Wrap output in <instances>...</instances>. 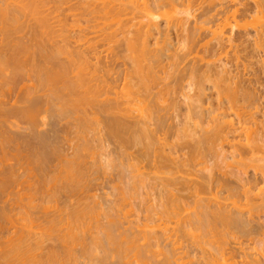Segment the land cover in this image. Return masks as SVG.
Segmentation results:
<instances>
[{
	"label": "bare ground",
	"instance_id": "bare-ground-1",
	"mask_svg": "<svg viewBox=\"0 0 264 264\" xmlns=\"http://www.w3.org/2000/svg\"><path fill=\"white\" fill-rule=\"evenodd\" d=\"M207 1L204 0V2H206V3H204V2L201 3L202 5L203 4L206 5L205 8L202 5H201L202 7L201 6L197 7V9L198 8H200L201 10L203 9V12L198 9L199 10L198 12L201 11L200 14L202 13L201 16L204 19L203 20L200 19V20H202L201 22L199 21V19H198V22L196 21L197 23L200 22V25H201L200 28H197V27L192 28V26H194V25H193V21H191L192 16L190 15L188 10H185V11H188V13L183 11V10L179 11L180 13H182L181 11H183L185 14L187 13V16L184 17L185 22H186V20L187 21L189 20L190 22H192V23L187 22V23L192 24V26L187 25V28H186V27H184L185 22L183 23L184 20H182L181 16H179L181 14H178V11H176L173 8L170 0H152L151 2L146 1V0H0V36H2L1 37L2 40L0 41V45L3 44V46L9 50V52L7 51L8 52L7 55L0 56V85L1 86H3V85L8 86V84H10L9 85L10 87L12 85L15 86L14 84H16V81L19 80L20 78L23 79V76H25V77L27 76V78L31 79L30 77H32L31 75H33L34 80L32 81V79H33V77H32L31 81L32 82L35 81L37 86L41 88V89H38V91L42 90V92H40V94L44 92V95H46L47 94L46 92H48L46 90H48V89L50 90V87H52L53 83L57 82L56 83L57 84L56 91L54 90L55 92L50 93V91H49L46 98L43 94H41V96H39L40 95L39 94L37 97L33 98L32 101L29 102L30 104L27 103L28 104L27 105L25 103V105L21 104L22 106L18 105L19 107H17L18 109L15 110L16 112L12 111V114L14 116L12 114H9L11 112L7 113L8 112L7 109H6L7 112L5 114H2L3 108L2 109L0 108V110H2L1 116L3 118L6 117V119L4 121H2V123L4 122L3 123L4 125H5V123H9L10 118L8 120L7 116H10L11 118L12 117L16 118L15 116L19 115L21 118L23 116L24 118L29 120L28 122H30V123L27 122L26 124H31V120L33 122L35 120H37V118L41 114V110H43V111L45 110L44 107H42L44 109L41 108V106H43V105H41L42 100H43L42 99L43 96H44V99H46V101H45L46 105L44 104L45 107L46 106L49 107V105H47V104L50 102V105H53V106L55 105V108H56V106H58L56 110H57V112L59 111V113L60 112L65 113V112H67L66 111L67 109L69 111L72 108L71 109L72 112L74 111L75 113L74 112L73 113L78 115V118H77L78 120L75 119V121H79L75 125V128L77 127L76 128L77 130L75 131V133H72V134H74V136H75V134H77V136H75L76 142L79 138L80 140L81 139L83 140L82 141L83 143L80 144V140H78L79 143L78 142L77 143L79 145L78 144L75 145V143L73 144L74 154L72 155V152H71L72 158L69 156L70 158L68 159L65 156L67 153L64 154V157H66V158L61 159L62 161L60 164L62 166H60L61 171L59 170L60 171V176H59L60 179H58V178H57L58 180L56 179L59 182H55L52 187H51V185L49 186V188L51 187V192H53L52 194L55 195L60 190L61 191L64 190V192L68 191V194H70L69 191L74 192V190H75V192H76V189L78 190V188H79V191L82 189V184H84V182H86V181H84L85 180V174L84 173L86 171V168L83 167V164L86 161L83 158L87 156V155H85L86 153L88 154V156H87L88 159H89V157L91 159L92 166H94L99 171L102 170V168H103V167H101V163L99 161V158H97V156L99 154L97 155V151L95 150L96 148L92 146L93 148L90 149L92 144L90 143L91 145L89 144V147H88L89 141L88 140L86 141L87 135H85L86 137H83V135H82L84 132V129H82V128L86 127V125H88V124L93 123V121L95 122V120H96V118L93 117V115H92V118L93 119L95 118L94 120L91 117H89L90 115H87V110H89L92 107L97 108L98 110H101L105 113H112V112L115 113V111L118 112L119 110H121V113L123 112V117H120L121 120L118 119V117H117L118 115L120 116V113L119 114L115 113L117 115L116 116L117 118L113 117V115H115V114L110 115L111 117L109 119L106 118L108 115L105 117L106 118L105 119V124H106L105 128L107 127L106 128V129H108L107 132L109 131L112 136H115L116 138H118L117 140H119L120 142L119 141L118 142L121 144L120 147L123 148L125 151H127L126 149H128V148L130 149V147H133V146L140 147L141 148V158H144V160H146V162H148L150 164V165H148V168H149V166H151L150 167L151 172L149 173L147 170V173L150 174L148 176L151 177V175H152V178L154 179V181L159 182L160 185L162 186V190L164 189L162 193H161L162 190L160 189L161 191L158 194L159 196H157V198L159 197V199H158L159 201H157V199H155L156 202H158V203L154 202L155 203L154 205L156 207H153L154 205H151V207H149L146 203H144V205L145 204L147 205L146 209L143 210V213L145 212L144 213L145 216H143L144 222L142 224L139 223L140 225L138 224V228L135 227L137 229V232L139 234H141V236L139 238L138 237L139 234L136 233L137 239L131 238L133 236L135 238V232H134V235H132L129 238V236L128 237L125 236V233H124V236L122 235L123 231H122V234L120 231H119L120 233L116 234L115 232L113 233V231H112L113 228H112V230H110L111 228H109V226L106 227L105 224L103 226V224L101 222H99L100 221V215H101L100 209L102 208L100 205L99 206L101 208L99 209L98 206L95 207V204L93 205V207L90 206L91 204L85 205V204H89L92 200L89 201L88 203H85V204L80 203L82 200L81 201L80 200L78 201V199H77V201L75 200L74 204L69 205L70 206L69 211H67L66 214L61 216L59 218V220L56 221V223H51V222L47 221L48 223H50V224H48L47 228H45V227L42 228L41 226H39V228L41 230H39L40 232H37V234L38 233H45L46 237L49 239L54 238V239H56V241L59 240V242L61 243V246L63 248V249H61V247H60V249L64 251L62 255H60L59 253L54 252L52 250H50L52 252H48L46 250L47 251L46 255H41V254H43V252L40 253V255L42 257H40V255H38L36 253L37 250H40V252H41V249H43L42 244H44L43 243L44 239L41 238L37 242H34V241H32L33 237L31 238V240H29L30 238L27 237V235H25V233L26 234L29 233L28 231H30V233H31L30 229H31L32 225H30L28 227V225L31 224L28 221H31L32 219L30 220V217H29L30 214L28 215L26 213V211L23 209L24 212L22 211L23 213L21 215L19 222L22 221L24 228H21V227L20 228L25 229V231H23L21 234H19V236L16 233H14V235L15 234L17 235V237H15L17 239H13V237H14V235H13L12 238L10 237V240L9 239L7 240V241H11L13 239L11 241L12 243H10L11 245L9 247V250L6 249L8 251V252L6 251L8 253V254L6 253L8 260L9 259L11 261L14 260V262L18 261L17 262L18 264H66L65 262H67V263L70 262V264L71 263L77 264L76 263L77 258L75 257V252H74L75 245H82L84 243V241H86L84 238H82V237H84V235L82 236V234H84L85 231H88L89 229H91V227H88V226L93 223V221H91V220L95 219V221H94L95 224H93V226L95 225L94 229H96V226H97V228H99L98 230L100 233L97 232L96 234H93V235L97 236V235L101 234L102 238L100 236L93 238V236H92L91 239L93 238V240H91V239L90 240L93 243L91 242L88 244H90L91 246L93 245V248L96 247L95 248L96 252H97V249H99V251L102 254V257L100 259L103 261V263H104V259H106V260L109 259V258H107L109 255V253H107L108 249L113 250V252L115 253L114 254L110 251L111 254L116 255V258H117L116 264H122L124 261H126L124 259L127 257L128 253H131V254L133 253L131 256H129V254H128V256H129L128 259L130 257L131 258L133 257L134 261L132 260V262H134L136 264H166V263L169 264L170 262L173 263V261H171V260L174 257L178 256V254H181L182 252L180 253V250L183 251L182 249H184L183 247L182 248L180 247L182 245L179 243V241H177V240H179V236H177V234H180V235L184 236L185 239L187 240L186 250H187V253L189 252L188 255H190V252H193V251L198 252L201 255V257L199 255L200 260L198 261V259H199L198 258L194 262L192 260V256L191 257L189 256L188 257L189 262L187 261V264H264V224H263L264 222L262 223V220L260 221V219L263 218V217L260 218V216H262V215L264 216V126L262 125V127H261V123H259L257 121V117H258L260 111L262 110L261 108H259V104H257L258 100L255 97V95L257 96V94L256 93L253 94L254 89L252 90L253 92H251L250 91L251 89L248 91V90L242 89L241 86H235L236 85V84L234 85V83H236L235 81H234L233 85L236 87V89L238 91L236 89L234 90L235 87L232 86V84H230L229 82H227V83L230 84L233 89L231 87H229L230 85L228 86L226 83L224 84V82H226L227 80H230V78H231V77L230 78L227 77V75H229L228 70H227L228 74L225 73L224 71H222V69L224 70V66H223L224 64L221 66H217L215 64V69H213V70L216 73H218L219 75H218V77L214 76L215 78L211 77L214 74L213 73L214 71L211 69L208 70V68H212V67H214V65L212 67H210L211 65H209V63H208L207 66H209V67H207V70L213 71V72H210L213 74H211L210 77L209 76L208 77L212 80L215 79V81L212 82V84L214 83L212 86L215 88L217 87L218 90H217V88L214 90L217 94L212 93L215 95L214 98H208V99H210L211 103L210 104L208 103L209 105H207V106H209L211 109L209 108L210 110L209 111L207 110L208 114L205 117V116H203V113L205 114V112L201 111L203 109H204V111L207 109V106L205 107L204 102H206L205 104H207V102H209V101H207V98H206L207 94L206 95L204 94V87H203L204 85L201 84V81L205 75L199 74L202 70H201V67L198 68V67H196L198 65H196L195 66L196 70H197V68L200 70L198 72V75H200L201 78L203 76V78L201 79L197 76L196 78H199V79L198 80L196 79V80H194V82H192L193 81L192 80L193 74L190 77V75H191L190 71L192 69V66L194 67V64L191 65V68L188 65L189 67L188 68L186 67V68L189 70H187V69L184 70V68H182V70L186 71V73H188L187 71H189V74H187V75L189 76L188 79H191V81L189 80L188 81L189 83H188L184 79L187 83L183 89H187L188 92H191L190 94H188L186 92L188 94L187 100L189 102H191L190 104H188L189 106L191 105V107L188 108V110L190 109L189 112H191V109H192L191 113L196 115V116L195 115L194 116L197 118V121H196V124L195 123L194 124L196 125L197 129L195 130V128H194V129L189 131L188 130L189 128L186 127L185 125H182V127L180 129H177L178 124L176 125V127H175V125L174 126L172 125L173 123L168 124L167 120L169 118L165 116L166 113L168 112V110L175 108L174 102L171 101L173 98L170 101H169V98H171L170 93L172 92V94H174V92H175L174 90H171V89H176V88H172L174 86L170 87L172 85V84L170 85L171 82L170 83L168 82V86H166L163 79L158 78L161 75L159 76L157 74L156 70H155V72H156L155 74L157 77L155 75H153L155 68L154 69L152 68V67H154L152 65V63H153L152 60L154 62L155 61L158 62L157 59L155 58V57H157L156 55H158V53H157L156 48H153V49L150 48V43H149L150 41L149 40L153 39L157 35H160L161 33L162 34L165 33L164 35L161 34V36H164V38L166 39L167 38L166 35H168V33H166L165 31L168 32V30L171 26L176 27L177 25H180L181 27H179V26L178 27L181 29L183 28V32L185 33V35L187 34V38H186V36L183 35L184 40L186 39V42L188 41L187 43H190L191 45L193 44V40L196 37H197V40H199L201 34L204 36V38L209 37L208 41H210L211 45L213 44V48L220 50L219 53H221V51H223L225 48H228V46H230L229 44L232 43L233 41H234V43H236L237 40L244 41V39H245V41H246V40H248L247 37H250L249 40L251 39L252 41H249V42H251L255 47L258 45H260V47L264 46V24L259 23L258 19L260 18V16H258L259 17L258 19L256 18L257 16H255V15H260L261 13H263V15H264V0H252V1L246 0V1H249L248 2L249 4L245 3L241 7V10L239 9L240 7L238 8V6L234 2V0H209L208 2ZM244 1L245 0H243V2ZM148 2L150 4L153 2V4L150 5ZM250 2H252V3L250 4ZM166 5L167 6L169 5V7L171 5L169 12L168 11L166 13L164 12V14L162 12V15H160L158 13V10L156 11L158 14L153 12L154 9L156 10V9H159V8L166 6ZM179 8H181V7H179ZM192 11H194V10H192ZM61 12L65 13L63 15L64 18H61L60 20H58L57 16H59V18H60V16L62 17ZM196 13H195V15H196ZM185 14H183V15H185ZM248 14L253 16V17L248 16L247 19L250 18L252 20V18H255L254 20L257 22V23L255 22L257 25L254 23L249 24L248 21H244V20H242L244 22L241 24L245 25V23L248 22L249 25H251V26L254 25L253 33H250L251 31L250 32L248 31V30H250L248 28V27H250L249 25H246L247 26L246 28L248 29V30L246 29L247 32L245 30H243L245 28L244 25H241V26H243V27H241L239 24V27L237 25V27L235 29L234 26L236 24L233 23V21H231V22L234 24V26H232L231 30L227 28L228 23H229L228 22L229 19L234 20L235 17H240V18L243 17L244 19H246L245 17ZM197 15H198V13H197ZM50 16H51V18H50ZM54 16H55V18H54ZM69 17L71 18V24H66L65 19L67 20V18H69ZM160 17H161V19L163 18L165 20L164 22L166 25V30H164V31L159 30V26H158L159 22L158 21H159ZM198 17H200V16L198 15ZM48 19H50V20H48ZM237 19H239V18H237ZM237 19H235V21ZM54 20H58V21H54ZM48 21H52V22H48ZM53 21H54V23L58 22V23H56V27L58 24V26L61 28V30L63 28V30L65 31V28L66 29L68 28V30L70 28V31L72 33L77 32V34H80L81 37L75 33L77 39L73 38L74 43H73V41L69 40L71 38H67L71 43H73L76 46L75 47L76 49L71 48L72 49L71 50L70 47L68 46V44L70 42H68V40H67L66 42L68 44H66V42L64 41L65 44H63L62 46H56L55 49H53V51L51 50V48H48L51 51L47 50L46 46L44 45V40L46 41L47 33L50 31L49 30L50 26L48 25V23L49 24L51 23V25H52ZM80 22L83 23L84 27H81L82 24ZM231 22L229 25H232ZM238 23H239V20H238ZM259 24H262V25H259ZM66 25H67V27H66ZM189 26L192 28L190 30L191 34H189V38L191 37L190 39L188 38V33H189V29H190ZM59 27L57 29H59ZM164 28H165V26H164ZM233 28L235 30H237V29L243 30L244 36H242V37L238 36V34L240 35V32L237 30L239 33L236 31V33H238V34L236 35L237 39H235L234 38L235 33L233 32V30H234ZM193 29L195 32L193 31ZM197 29H199V30L197 31ZM251 30H252V28H251ZM70 31H69V33H70ZM82 32H85V33H83L84 35L82 34L83 37L81 35ZM198 32H199V34L201 33L199 35V37L195 35V34L198 35ZM85 34L86 35L92 34L93 36L96 35V36H94L95 38L93 37L95 40L93 45H95V42H98L99 39L101 41L102 40L104 41V37H105V40H106V38L109 39V41H107V43L108 42L110 43V40H112V39L114 41H116L119 38L120 40H118V41H121V44L123 43V45H124L123 46L124 49H122V50H124V51L126 50L125 54L128 53V54H126V56L124 55V57L127 59V60H125L127 67H128V65L129 66L131 65L130 66V67H132V68H130L131 71H130V69L128 70V68H127V70L124 69L125 71L123 73L121 72L122 74L120 73V71L119 72L117 70L113 71V69L109 68V65H107V64H110L111 62L105 64V62L103 61V63H104L103 66H105V68H102L103 66H101V68H100V67H97L96 65L92 64L94 62H91V60L89 58L90 53L93 54V57L95 55L96 58L94 57V59L98 58L96 60L97 62L99 59H101L102 56L100 57L98 52L97 53L94 52V51H96L93 48L95 46L91 45L87 41V38L89 39L91 37H89L88 35H87L88 37H86ZM56 35H57V33H56ZM58 36H59V34H58ZM98 36H99V38H98ZM54 37H56V36H54ZM67 37H69V36H67ZM85 37H86V41L88 43L85 40H83V38L85 39ZM100 37H102L103 39ZM160 38H159V40H160ZM75 40H76V42H75ZM82 40L85 41V45H87V47L82 48L85 45L84 44L80 45V43L78 44V42L79 41L81 42ZM89 40H92V38ZM235 40H236V42H235ZM92 41H90V42H92ZM189 41H192V42H189ZM203 41H204V39H203ZM239 41H238V43L240 44ZM176 42H177V40H176ZM168 43H169V41H168ZM59 44H61V43H59ZM89 45H91L93 47H91ZM181 45H183V44H181ZM103 46H105V45H103ZM166 46H168V45L166 44ZM185 46H186V44H185ZM234 46H232V48ZM170 48H174V47L170 46ZM1 49L4 50L5 48H1ZM95 49H97V48H95ZM168 49H169V47H167V49H165V50L168 51ZM154 50L157 53L156 55L153 54V53H155ZM173 50H175V48L172 49V51ZM210 50H211V48H210ZM243 50H245V49H243ZM169 52L170 51H168L167 54ZM215 52L216 51H214L213 53H215ZM239 52H240V50H239ZM109 53L110 52H108V54ZM105 54H107V53H105ZM91 55H90V57H91ZM127 55H128V58H127ZM59 56H64L62 58H65V61L63 62L62 59L60 58L61 59V63H60V61H58ZM106 56L107 55H105V57ZM121 56H122V53H121ZM153 56H155V57L153 58ZM159 56L160 55H158V57ZM124 57L122 56L121 58L124 59ZM113 58H114V56H113ZM115 58H116V60L118 59L116 56H115ZM123 59H122V61L124 62ZM128 59H129V61H128ZM165 59H166V57H165ZM168 59H169V57H168ZM118 60H117V63H118ZM158 60H160V59H158ZM99 62L102 63V59ZM106 62H107V59H106ZM114 62H113V64H114ZM127 62H128V64H127ZM129 62H131V63L129 64ZM149 62H150V64H149ZM167 62H166V64H167ZM188 62H190V61H188ZM245 62H248V61L245 60ZM177 63L179 64V62H177ZM99 64H98V66H99ZM119 64H121V61ZM178 64H177V66H178L177 68H179V65H180V64L179 65ZM219 64H222V62L220 61ZM122 65H124V63H122ZM156 66H158V65H156ZM174 66L172 67V69L174 68V70H172L171 72L176 71L175 70L176 68ZM202 67H204V66H202ZM217 67L219 68L220 72L218 71ZM245 67H246V65H245ZM247 67H249V66H247ZM216 68H217V70H216ZM260 68H262V67H260ZM177 72H178V74H174V73H172V74L177 75V76L180 75V77H181V75L183 74V73L182 74L180 73L181 69H180V72H179V70ZM193 73H195V71H193ZM206 73H208V72H206ZM170 75H171V73H170ZM174 75H172V76H174ZM207 75H209V73ZM214 75H216V74H214ZM224 75L226 76V78ZM154 76L156 78H154ZM183 76H184V74H183ZM169 77H171V76H169ZM223 77H224V80L222 81ZM27 78H26V80H27ZM161 78H162V76H161ZM165 78H167V77L164 76V80H166ZM171 78L170 79L172 81L174 77H171ZM176 78L178 79V77H176ZM216 78H217V80H216ZM117 79H119V80H117ZM205 79H207V78L205 77ZM158 80H162L165 87L162 85H159V82H157ZM174 80H175V78H174ZM174 80L172 81V83L174 82ZM207 80H205V81H207ZM116 81L119 82L118 85H117ZM178 81H182V77ZM178 81L175 82V84L176 83L179 84ZM205 81H202V83H204ZM230 82H233V80H231ZM180 84H181V82H180ZM180 84H179V87H181ZM221 84H223L222 85L223 87L220 86ZM28 85H30V83ZM158 85L160 88L164 87L163 89H166V90H163L160 88L156 89V87H158ZM182 85H183V83H182ZM31 86H32V84H31ZM46 86L48 89L46 88ZM48 86H50V87H48ZM118 87H119V89L121 88V91L118 89ZM175 87H177V86L175 85ZM194 87H195V89L193 90ZM238 87H240V88H238ZM251 87H252V85H251ZM29 88H31V87H29ZM8 89H10V88H8ZM44 89H46V90H44ZM116 89H118L119 91ZM154 89L156 90L155 92H153ZM11 90H12V88H11ZM31 90H32V94H33V91L37 92L35 90V88L34 89L31 88ZM8 91H10V90H8ZM181 91H182V93H181ZM181 91L180 92L178 91V92L181 93V96H182V94L185 93V91L184 92H183V90H181ZM101 92L103 94H105V96L103 95L104 97L102 96V94L100 96ZM118 92H122L121 95H119L120 93H118ZM28 93H31V92H28ZM28 93L26 96L29 95ZM38 93L39 92H37V94ZM108 93H109L110 97H113V99L108 98V96H109V95L107 96ZM115 94H117V96H115ZM30 95H29V97H30ZM112 95H114L115 97H118V98H115ZM33 96H36V94L35 95L33 94L30 98H27V99L31 100ZM65 96H66V98H65ZM183 96H184V94H183ZM101 97L104 98V100L106 97V99H108V101H112V104L106 100H105V102H108V104H105L104 100L102 99V103H104V104L101 105L100 104L101 103L100 102ZM29 100H26V101H29ZM173 100H175V99H173ZM26 101H24V102H26ZM184 101H182V102H184ZM53 102H55V104H53ZM19 103H21V102H19ZM109 103L111 105H109ZM202 107H203V109H202ZM55 108L53 107V110H55ZM49 111L51 112V108ZM92 111H95V109ZM45 112H48V111L45 110ZM50 112H48V113H50ZM161 112H163V114L164 113L165 114L163 115ZM52 113L57 114V113H55V111H53ZM61 113H60V115L63 116V114H61ZM45 114H44V116H46ZM68 114L72 115V113H70V112ZM124 114H126V115L124 116ZM58 115H56V116L58 117ZM66 115H67V113H66ZM97 115H94V116L98 117ZM76 116H75V118H76ZM2 117H1V119H2ZM40 117L42 118V116H40ZM68 117H69V115H68ZM124 117H125V120H124ZM21 118H20V120H21ZM50 118H53V116ZM54 118H56V117H54ZM59 119H60V116H59ZM63 119H65L64 116H63ZM56 120H58V119H56ZM89 120L91 121V123ZM100 120L103 121L104 118L103 119L101 118ZM37 121H39V120H37ZM97 121H99V119H97ZM97 121L95 123H97ZM102 121H101V124L103 123V125H104V122H102ZM19 124H20V122H19ZM36 125H38V123H36ZM195 125H194V127H195ZM28 126H30V125H28ZM89 126L91 128V126H93V125H89ZM191 126H193V123L191 124ZM69 127H70V129L73 128L70 125H69ZM75 128H73V129L75 130ZM79 129L83 130V131H80ZM85 130H91V129H88V126H87ZM95 130H96V128H95ZM156 130L163 132V135H162L163 138L155 137V135L158 134ZM93 132H94V130H93ZM84 133L86 134L87 132H84ZM164 135L166 137H164ZM79 136H81V137H79ZM108 136H109V134H108ZM240 136L241 137L244 136V141H245L244 143H241V141H240L241 137ZM10 137H12V136L9 135V137H8V135L5 133V131H4V133H2V132L0 133V150H1L0 152H1V154L3 153L2 157L3 158L4 157L9 158L10 156H12V157H15L16 159H18V154H19L20 159H21L22 156L20 155L18 149H15V151L18 150V151H16V153L18 152L17 154L11 153V155H10V152H7V149H8L6 147L7 144H9L11 142L14 144V142H15L14 140H13L14 141L13 142ZM109 137H111V136H109ZM115 137H113V138L115 139ZM35 138H36V140H35L36 146L38 147L37 143L38 144L40 143L39 146L41 145L40 150H42V151H40V150L39 151L41 152V155L43 156V158H46V157L50 158L52 151L51 152L49 151L50 142H47L48 139H46L45 134L42 135V133H41L40 136L37 135V136H35ZM169 138H171V140H170L171 143L168 141ZM37 139L39 142L37 141ZM73 139H74V137H73ZM73 139H71L72 142H74ZM154 140H155V142L153 143ZM51 142H52V140H51ZM156 143H157V145L159 144V146H161V147H159V149L157 148L158 146L156 148L153 147L154 144H156ZM52 144L55 145L56 143L54 142ZM71 144L72 143H70L69 145H71ZM10 145L11 144H9L8 146H10ZM73 146L71 145V150L73 149ZM166 147H167L168 152L165 150ZM12 148H14V147L12 146ZM52 148H53V146H52ZM98 148L100 149V147H98ZM32 149L38 151L37 148L34 149V147H32ZM50 150H51V148H50ZM53 150H55V149H53ZM91 150H92V152L90 153ZM101 150H102V146H101ZM118 150L120 151L121 149H118ZM33 152H32L33 155L34 154L36 155L35 156L36 162H38L40 160V158H37L38 153L36 154L35 151H33ZM55 152H56V150H55ZM132 154H134V153H132ZM27 155H25V156H27ZM95 155H97V156L95 157ZM125 156H127V155H125ZM207 156L217 160L221 165L223 164L222 166H224V168H226V166L224 164H227V167H229V169H228V174L227 173H225L226 175L223 174L224 176H226L225 178L223 177V179H215L213 177L214 173H212V167L213 166L211 167V169L210 168L209 169H207V168L203 169V170L207 171V173H205V174L203 173L204 174L203 178H201V177L197 178L196 174L195 173H194L195 175L193 174L192 168H195V166H197V165H202V163H201L202 158H205ZM136 157L135 158L131 157V159H130V157L124 158V160H128L126 168L129 171L128 174H130V176H131L130 182L128 181L130 183V185L128 184L129 188L127 187V190H125L124 188H121V187L119 188V195H121L120 199L122 202L121 204H123V201H125L124 202L125 206H123L124 208L127 205H129L128 199L130 200L131 198H133L136 195V192H138V191H136V186H137L136 184H138V187L141 189L142 188L145 189L144 186H146L144 176H147L146 175L147 173H145L144 176H143V174H141L143 172L142 171L140 172L141 168L138 166V159H137V161H135ZM33 158H34V156H33ZM179 158H181V159L179 160ZM228 159L233 161V163L232 162L226 163ZM17 161L19 162V159ZM18 162H16V163H18ZM125 163H126V161H125ZM107 164H108V160H107ZM104 165L106 166L105 163H104ZM139 165H142V163H139ZM231 166H234V167H231ZM90 168H92L94 170L93 167H90ZM10 169L11 168L9 167V170L7 169L8 171H6L4 174L1 173V175H3V176H1V178H0V189L3 188L2 190H4V186L6 184H8L9 181H11V179H13L12 177H15L14 171H12V169L11 170ZM191 169H192V171H191ZM220 169H222V167ZM145 170H146V166H145ZM250 170L252 171V174L250 173L251 175L248 176L249 175L248 172ZM0 171H3V170H0ZM88 172L90 173V171H88ZM108 174H110V173H108ZM219 175H221V174L219 173ZM86 176H88V174ZM147 177H146V179H147ZM218 177H221V176H218ZM152 178H151V180H152ZM134 179H137V181L135 180V182H134ZM147 181H148V179H147ZM154 181H152V182H154ZM43 182H42V184H43ZM45 184L47 185L48 183H45ZM9 185L11 186V182ZM9 185L7 187L10 188ZM44 185H43V187H46ZM147 186H149L151 188L150 185H147ZM41 187L42 186H40V189L34 190V192L39 194ZM83 188H85V187H83ZM87 188H88V186H87ZM83 190H85V189H83ZM17 191H15V193ZM86 191L88 192V189ZM216 191H218V193ZM51 192H49V193H51ZM219 193H222L221 195L223 197L220 196ZM24 195H26V194L24 193ZM23 196L21 195L20 197H23ZM92 196H94V195H92ZM92 196H91V198L93 199ZM77 197H78V195H77ZM27 198H28V196H27ZM187 198H188V200H190L189 203H186ZM19 199H21V198H19ZM34 199L35 198L33 197V199L30 201H33ZM48 200H50V199H48ZM87 200L88 199H86V201ZM94 200H96V199H94ZM25 201L27 202V200H25ZM43 201H45V200H43ZM126 201L128 204L126 203ZM82 202H85V200ZM184 202H185V204H184ZM93 203L94 202H92V204ZM95 203L97 204L96 201H95ZM35 206L38 207L36 204H35ZM35 206H33V207H35ZM127 207H128V210L125 208L127 210V211L125 210L126 216H128L129 214H130V216H135V215H133L135 213L133 207L130 205ZM140 208H142V207H140ZM29 209H31V208H29ZM66 210H68V209H66ZM3 211L4 210H0V217L2 219H4L3 217H5V221L8 222L7 220H9V219H7L6 217H8L9 214H7V216H6L4 213H8V212H5V211L3 212ZM46 211H47V209H46ZM29 213H31V212H29ZM32 217H33V215H32ZM98 217H99V220H98ZM8 218H10V217H8ZM49 218H50V216H49ZM135 219H136V217H135ZM117 221H119V220H117ZM114 222H115V220H114ZM100 223H101V225H100ZM116 224H118V223H116ZM86 225H88V226H86ZM113 225L114 224H112V226ZM16 227L18 228V226H16ZM84 227H85V230L83 231ZM17 228L16 229L14 228V229L17 230ZM126 234H127V232H126ZM128 234L130 235L131 231H130V233L128 232ZM242 236H243V239H245V241L247 242L246 247L241 244L243 242V240H242V242L239 241L242 239ZM239 238H241V239H239ZM26 239L28 241H30V244L34 242L35 245H33L34 246L33 249L31 247V245L28 244L29 242ZM180 239H181V237H180ZM140 241H141V244H140L141 247H142V242H143V244L145 245V246H143L144 248L147 247L146 249H149L151 251L150 253H152L155 258L157 256H161L162 260H154V257L152 259V256H150V255L149 256H150L151 260H149L150 258L148 259L147 254H145V253H147L146 250L144 251V249L142 247V251H141L140 246L137 245L138 244L137 242L140 243ZM84 245H85V243H84ZM90 245H88V248L83 246L84 248L82 247L83 249L82 250L80 249V250H81V252L84 250L82 253H83L84 257L86 255V258H87V256L90 257V255H91L92 258H88L91 260V259H93V257H95V255L91 254L92 252L90 251V249L91 250H93V249L91 248ZM105 245L107 246V250L105 248ZM7 246H9V245H7ZM49 249H51V248H49ZM43 251H44V249H43ZM96 252H94V253H96ZM183 252H185V251H183ZM43 256L45 257V259ZM96 257H99V256H96ZM42 258H43V260H42ZM236 258H238L239 261H237ZM178 259H179V257H178ZM178 259L176 260V258H175V263H177L176 261H178ZM151 261H153V262H151ZM179 261H178V264H179ZM197 261H198V263H197ZM14 262H13V264H15ZM97 262H99V261H97ZM99 263L102 264L101 262H99ZM128 263L129 262L126 261V263H123V264H128Z\"/></svg>",
	"mask_w": 264,
	"mask_h": 264
},
{
	"label": "rangeland",
	"instance_id": "rangeland-1",
	"mask_svg": "<svg viewBox=\"0 0 264 264\" xmlns=\"http://www.w3.org/2000/svg\"><path fill=\"white\" fill-rule=\"evenodd\" d=\"M146 1H152V0H146ZM173 1V2H172ZM180 1V2H179ZM193 1V2H192ZM207 1V0H206ZM209 1V0H208ZM207 1V2H208ZM252 1V0H251ZM170 2H171V4H172V6H173V8L176 10V11H178V14H181V15H179V16H181V18H182V20H184L183 21V23L185 22V19H184V17H186L187 16V13H188V11H189V13H190V15L192 16V18H191V21H193V25L194 26H192V24H190V23H192V22H190L189 20L187 21L186 20V22H185V25H184V27H186L187 28V25H191L192 26V28L194 27V28H200V22L204 19L202 16H201V14H200V12L202 11L203 12V9L201 10L200 8H198L199 10H201L200 12H198L199 10L197 9V7H200L202 4L201 3H203L204 2V0H170ZM183 2V3H182ZM186 2V3H185ZM199 2V3H198ZM234 2L237 4V6H238V8L241 10V7L246 3V4H249L248 2L249 1H244L243 2V0L241 1H239V0H234ZM242 2V3H241ZM149 3V2H148ZM188 3V4H187ZM204 3H206V2H204ZM252 2H250V4H251ZM150 4V3H149ZM153 4V2L150 4V5H152ZM178 4V5H177ZM242 4V5H241ZM199 5V6H198ZM181 7V8H179V7ZM204 8H205V6L206 5H202ZM201 6V7H202ZM166 7V8H165ZM170 7H171V5H170ZM170 7H169V5L167 6H163V7H161V8H159V9H154V13H157L156 11L158 10V13L160 14V15H162V12H163V14H164V12L166 13L167 11L169 12V9H170ZM197 9V10H196ZM180 10H183V11H185V10H188V11H185V12H187L186 14L183 12V11H181L183 14H185V15H183L182 13H180L179 11ZM192 10H194V11H192ZM198 13V15L201 17H198V15H197V13ZM62 13V12H61ZM157 13V14H158ZM195 13H196V15H195ZM65 13H62L61 15H62V17L60 16V18H59V16H57L58 18V20H60L61 18H64V15ZM156 14V15H157ZM262 14V15H261ZM260 15H255V16H257L256 18L258 19L259 17L258 16H260V18L258 19L259 20V23H263L264 24V15H263V13H261ZM159 15V16H160ZM253 15V14H252ZM198 18H197V17ZM248 16H251V15H247L245 18L246 19H244L243 17H235V19H237V18H239V19H237L236 21H235V19L234 20H232V19H229V23H228V26H227V28L228 29H230L231 30V28H232V26H234V24L233 23H235L236 25L234 26V28L236 29V27H237V25H238V27H239V24H240V26L241 25H244V24H241V23H243L244 21H248L249 22V24H256L257 22L254 20L255 18H252V20L250 19V18H248L247 19V17ZM254 16V17H255ZM190 17V16H189ZM196 17V18H195ZM251 17H253V16H251ZM50 18H51V16H50ZM54 18H55V16H54ZM163 19V18H162ZM161 19V17H160V19H159V24H158V26H159V30L161 31V30H166V25H165V20L163 19L162 20ZM188 19V18H187ZM196 19V20H195ZM198 19H199V23H197L198 22ZM200 19H202V20H200ZM251 21H250V20ZM48 20H50V19H48ZM58 20H54V21H58ZM70 20V21H69ZM161 20V21H160ZM238 20H239V23H238ZM242 20H244V21H242ZM54 21H53V23H52V25H51V23L49 24L48 23V25L51 27H49V32L47 33V37H46V41L44 40V45L46 46V48H47V50H50V49H48V48H51V50L53 51V49H55V47L56 46H62L63 44H65V42L68 40L67 38H71V39H69V40H71V41H73V38H76V35H75V33L77 34V32H71L70 31V28H69V30H68V28L66 29L65 28V31L63 30V28H62V30L64 31H62L61 30V28L58 26V24H57V27H56V23H58V22H55L54 23ZM65 21H66V24H71V18L69 17V18H67V20L65 19ZM197 21V22H196ZM231 21H233V23L231 22ZM48 22H52V21H48ZM187 22H190V23H187ZM230 22L232 23V25H229L230 24ZM248 22L247 23H245V25H244V29L243 30H245L246 31V25H249L248 24ZM256 22V23H255ZM81 23V22H80ZM195 23V24H194ZM198 25H197V24ZM82 24V26L81 27H84V25H83V23H81ZM257 25V24H256ZM259 25H262V24H259ZM164 26H165V28H164ZM181 27L180 25H177L176 27L175 26H171L170 28H169V30H168V32L167 31H165L166 33H168V35H166L167 36V40L164 38V36H161V34L160 35H157V36H155L153 39H150L149 41V43H150V48H156L157 49V53H158V55H160L159 57H158V55H156L157 53H156V49L154 50L155 51V53H153L154 55H156L157 57H155V56H153V58L155 57L156 59H157V61L158 62H154L153 60H152V65L154 66V67H152L153 69H154V74L153 75H155L156 76V72H157V74L160 76H162V78H161V76L160 77H158L159 79H163V81H164V83H165V85L166 86H168V82L170 83V87H172V86H174V87H172V88H176V89H171V90H174L175 92H174V94H172V92L170 93V97L171 98H169V101L173 98V99H175V100H171L172 102H174V105H175V108L174 109H171V110H168V112L166 113V117H168L169 119L167 120V123L168 124H172L173 126L175 125V127H176V125H177V129H180L181 127H182V125H185L186 127H188L189 129V131L190 130H192V129H194L195 128V130L197 129L196 128V121H197V118L195 117L196 115L195 114H193V113H191L192 112V109H191V112H189V110H188V108H190L191 107V105L189 106L188 104H190L191 102H189L188 100H187V96H188V94H190L191 92H188L187 91V89H183L185 86H186V83L190 80L191 81V79H188V75L187 74H189V71H187L188 73H186V71H184L185 69H187L189 66H190V68H191V65H193L194 64V67L192 66V69H191V71H190V77L192 76V74H193V76H192V82H194V80H198L199 78H201V76L200 75H198V72L200 71L198 68H200L201 67V72L199 73V74H201V75H205L204 76V78H203V76H202V81H205V80H207L209 77H210V75L211 74H216V75H212L211 77H213V78H215L214 76H216V77H218V73H216L213 69H215V64L217 65V66H221V65H223L224 66V70L222 69V71H224L225 73H227L228 74V71H229V75H227V77L228 78H230V80H225L226 82H224V84L226 83L228 86L230 85V84H232V86H234L235 84V86H241L242 87V89H245V90H250L251 92H253L252 90L254 89V92H253V94H257V96L255 95V97L257 98V100H258V102H257V104H259V108H261L262 110L260 111V113H259V115H258V117H257V121L259 122V123H261V127H262V125L264 126V46H262V47H260V45H258V46H254L251 42H249V41H252L251 39L249 40V38L250 37H247L248 38V40H246L245 41V39H244V41H239V40H237V42H236V40H235V42L238 44H236V43H234V41L232 42V43H230L229 45L230 46H228V48H225L223 51H221V53H219V51L220 50H218V49H215V48H213V44L211 45L210 44V41H208L209 40V37L206 39V38H204V36L201 34H199V32H198V35L197 34H195L196 36H198L199 37V35H200V38H199V40H197V37L193 40V44L191 45L190 43H187L186 42V39L184 40V36H186V38H187V34L185 35V33L183 32V28L181 29V28H179V27ZM250 27H248L250 30H248L250 33H253V28H254V25H249ZM59 27V29H57ZM66 27H67V25H66ZM69 27V26H68ZM190 27V26H189ZM241 27H243V26H241ZM172 28V29H171ZM191 27H190V29H189V33H188V38H189V34H191L190 33V30L192 29ZM233 28V29H234ZM251 28H252V30H251ZM57 29V30H56ZM179 31H178V30ZM185 29V28H184ZM233 30V32L235 33L234 34V38L235 39H237V34L240 32V35L238 34V36H244V33H243V30ZM240 29V28H239ZM242 29V28H241ZM186 30V29H185ZM184 30V31H185ZM199 29H197V31H198ZM52 31V32H51ZM69 31H70V33H69ZM104 31V30H103ZM181 31V32H180ZM193 31H194V29H193ZM236 31L238 32V33H236ZM244 31V32H245ZM60 32V33H59ZM88 32V31H87ZM195 32V31H194ZM243 34H242V33ZM247 32V31H246ZM56 33H57V35H56ZM62 33V34H61ZM64 33V34H63ZM66 33V34H65ZM80 33V32H79ZM83 33H85V32H82L81 33V35L83 34ZM89 33V32H88ZM182 33V34H181ZM58 34H59V36H58ZM165 34V33H164ZM164 34H162V35H164ZM242 34V35H241ZM77 35H79L80 36V34H77ZM84 35V34H83ZM83 35H82V37H83ZM86 35V34H85ZM88 35V34H87ZM86 35V37H91L92 38V40H89V39H91V38H87V41L91 44V45H93L94 44V36H96V35H92V34H90V35H88L87 36ZM184 35V36H183ZM194 35V36H195ZM54 36H56V37H54ZM67 36H69V37H67ZM192 36V35H191ZM2 36H0V38H1ZM78 37V36H77ZM81 37V36H80ZM86 37H85V39L83 38V40H85L86 41ZM94 37V38H93ZM161 37V38H160ZM98 38H99V36H98ZM97 38V39H98ZM100 38H102V37H100ZM158 38V39H157ZM159 38H160V40H159ZM191 38V37H190ZM189 38V39H190ZM202 38V39H201ZM77 39V38H76ZM80 39V38H79ZM82 39V38H81ZM103 39V38H102ZM155 39V40H154ZM203 39H204V41H203ZM2 40V38L0 39V41ZM63 40V41H62ZM68 40V42H70ZM79 41L78 42V44L80 43V45L82 44H84L85 45V41ZM100 40V39H99ZM98 40V42H95V45H93V46H95V47H93V46H91V45H89V46H91V47H93L94 48V50H96V51H94V52H98L99 53V56L101 57V59H102V63H103V61L105 62V64H107V63H110V64H107V65H109V68H112L113 69V71H115V70H117L118 72L120 71V73L122 72H124L125 70L124 69H126L127 70V68H128V70L130 69V68H132V67H130L129 65H128V67H127V65H126V61L125 60H127L125 57H124V55L126 56V54H128V53H126L125 54V51L124 50H122V49H124L123 48V43L121 44V41H118V40H120L119 38L116 40V41H114L113 39L112 40H110V43L108 44L107 43V41H109V39L108 38H106V40H105V37H104V41L102 40H100L99 41ZM166 40V41H165ZM176 40H177V42H176ZM188 40V39H187ZM207 40V41H206ZM54 41V42H53ZM65 41V42H64ZM86 41V42H87ZM90 41H92V42H90ZM112 41V42H111ZM168 41H169V43H168ZM172 41V42H171ZM184 41V42H183ZM238 41L240 42V44L238 43ZM64 42V43H63ZM75 42H76V40H75ZM87 42V43H88ZM101 42V43H100ZM157 42V43H156ZM182 42V43H181ZM189 42H192V41H189ZM51 43V44H50ZM59 43H61V44H59ZM73 43H74V41H73ZM73 43H67L66 42V44H68V46L70 47V49L71 48H75L76 46L73 44ZM86 43V44H87ZM56 44V45H55ZM99 46H98V45ZM105 45V46H103V45ZM156 44V45H155ZM166 44L168 45V46H166ZM181 44H183V45H181ZM185 44H186V46H185ZM2 45V46H1ZM0 45V49L1 48H5L4 50H0V56H5V55H7V53L9 52V50L6 48V47H4L3 46V44H1ZM50 45V46H49ZM115 45V46H114ZM122 45V46H121ZM180 45V46H179ZM235 45V46H234ZM74 46V47H73ZM97 46V47H96ZM157 46V47H156ZM170 46H172V47H174L175 48V50H173L172 51V49H174V48H170ZM188 46V47H187ZM190 46V47H189ZM212 46V47H211ZM232 46H234L233 48H232ZM243 48V49H245V50H243L241 47ZM81 47V46H80ZM84 47H87V45H85V46H83L82 48H84ZM90 47V48H91ZM111 47V48H110ZM167 47H169V49H168V51H170L168 54H167V50H165V49H167ZM185 47V48H184ZM196 47V48H195ZM202 47V48H201ZM240 47V48H239ZM255 49H254V48ZM78 48V47H77ZM95 48H97V49H95ZM209 48V49H208ZM210 48H211V50H210ZM213 48V49H212ZM232 48V49H231ZM76 49V48H75ZM81 49V48H80ZM99 49V50H98ZM151 49V50H152ZM191 49V50H190ZM231 49V50H230ZM50 50V51H51ZM72 50V49H71ZM103 52H102V51ZM105 50V51H104ZM218 50V51H217ZM239 50H240V52H239ZM5 51V52H4ZM8 51V52H7ZM101 51V52H100ZM107 51V52H106ZM153 51V50H152ZM177 51V52H176ZM214 51H216L215 53H213ZM108 52H110L109 54H108ZM191 54H190V53ZM215 55H213L212 53ZM228 52V53H227ZM105 53H107V54H105ZM121 53H122V56L124 57V59L123 58H121L122 56H121ZM227 53V54H226ZM4 54V55H3ZM92 53H90V55H91ZM102 54V55H101ZM112 54V55H111ZM184 54V55H183ZM187 54V55H186ZM89 55V54H88ZM90 55H89V58H90V60H91V62H94V63H92V64H94V65H96L97 67H100L101 68V66H103L104 65V63L102 64L101 62H99L101 59H99L98 60V62L101 64H99L96 60L98 59H94V57H95V55H94V57H93V54L91 55V57H90ZM105 55H107L106 57H105ZM167 55V56H166ZM189 55V56H188ZM194 55V56H193ZM198 55V56H197ZM213 55V56H212ZM97 56V55H96ZM110 56V57H109ZM113 56H114V58H113ZM115 56L119 59H117L118 60V63H117V60H116V58H115ZM172 56V57H171ZM229 56V57H228ZM62 57H64V56H59L58 58V61H60V63H61V59H62V61L64 62L65 61V58H62ZM93 57V58H92ZM98 57V56H97ZM120 57V58H119ZM165 57H166V59H165ZM168 57H169V59H168ZM212 57V58H211ZM253 57V58H252ZM57 58V57H56ZM61 58V59H60ZM96 58V57H95ZM112 58V59H111ZM127 58H128V55H127ZM152 58V57H151ZM184 58V59H183ZM188 60H187V59ZM201 58V59H200ZM209 58V59H208ZM226 58V59H225ZM243 58V59H242ZM105 59V60H104ZM106 59H107V62H106ZM109 59V60H108ZM114 59V60H113ZM121 59V60H120ZM122 59L124 60V62L122 61ZM158 59H160V60H158ZM178 59V60H177ZM243 61H242V60ZM95 60V61H94ZM150 60V59H149ZM181 60V61H180ZM183 60V61H182ZM187 60V61H186ZM245 60L246 61H248V62H245ZM57 61V60H56ZM114 62V64H113V62ZM120 61H121V64H119L120 63ZM128 61H129V59H128ZM131 61V60H130ZM168 61V62H167ZM173 61V62H172ZM188 61H190V62H188ZM222 62V64H219V62ZM90 62V63H91ZM96 62V63H95ZM160 62V63H159ZM162 62V63H161ZM166 62H167V64H166ZM177 62H179V64L177 63ZM186 62V63H185ZM228 62V63H227ZM122 63H124V65H122ZM131 62H129V64H130ZM179 65V68H177L178 66H177V64ZM196 63V64H195ZM208 63H209V65H211L210 67H212L213 65H214V67H212V68H208V70L209 69H211V70H213V71H208L207 70V67H209V66H207L208 65ZM98 64H99V66H98ZM127 64H128V62H127ZM149 64H150V62H149ZM164 64V65H163ZM166 64V65H165ZM156 65H158V66H156ZM162 65V66H161ZM175 65V66H174ZM189 65V66H188ZM196 65H198V66H196ZM201 65V66H200ZM226 65V66H225ZM230 65V66H229ZM242 65V66H241ZM245 65H246V67H245ZM113 66V67H112ZM120 66V67H119ZM156 66V67H155ZM175 67L176 69V71H174V72H171L172 70H174V68L172 69V67ZM198 67L197 68V70H196V67ZM202 66H204V67H202ZM240 66V67H239ZM247 66H249V67H247ZM123 67V68H122ZM125 67V68H124ZM187 67V68H186ZM227 67V68H226ZM260 67H262V68H260ZM102 68H105V66H103ZM182 68H184V70H182ZM195 68V69H194ZM206 68V69H205ZM218 68V67H217ZM217 68H216V70H217ZM123 69V70H122ZM167 69V70H166ZM179 70V72H180V69H181V74L183 73L184 74V76H183V74L181 75V77H182V81H178L181 77H180V75H174V74H178V70ZM233 69V70H232ZM152 70V69H151ZM155 70H156V72H155ZM187 70H189V69H187ZM205 72H204V71ZM228 70V71H227ZM130 71H131V69H130ZM129 71V72H130ZM184 71V72H183ZM193 71H195V73H193ZM218 71H219V68H218ZM221 71V72H222ZM117 72V73H118ZM159 72V73H158ZM205 74H204V73ZM206 72H208L209 73V75H207L208 73H206ZM210 72H213V73H210ZM220 72V71H219ZM121 73V74H122ZM163 73V74H162ZM170 73H171V75H170ZM172 73H174V74H172ZM186 73V74H185ZM152 74V73H151ZM169 74V75H168ZM247 74V75H246ZM168 75V76H167ZM172 75H174V76H172ZM221 75V74H220ZM226 75V74H225ZM224 75V76H225ZM232 75V76H231ZM235 75V76H234ZM32 77H33V79H32V77H30L31 79H32V81L34 80V76L33 75H31ZM154 76V78H156ZM164 76L165 77H167V78H165L166 80H164ZM169 76H171V77H174L175 78V80H174V78H173V80H174V84L172 83V81H171V77H169ZM199 77V78H196V77ZM209 76V77H208ZM240 76V77H239ZM252 76V77H251ZM25 76H23V79L22 78H20L19 80H17L16 81V84H14L15 86H13L12 84V86L10 87L9 85L10 84H8V86L7 85H3V86H1L0 85V108L3 110H0V116L2 115V114H5L6 112H7V110H8V112L7 113H9V112H11V113H9V114H12V111H15L16 109H18L17 107H19L18 105H21V104H24L25 105V103L27 104V103H29L30 101H32L33 100V98H35V97H37L39 94H40V92H42V90L41 91H38V89H41L40 87H38L37 86V84L35 83V81L34 82H32L31 81V79H29V78H27V76L24 78ZM176 77H178V79L176 78ZM180 77V78H179ZM205 77L207 78V79H205ZM220 77V76H219ZM256 77V78H255ZM26 78H27V80H26ZM171 78V79H170ZM225 78H226V76H225ZM245 78V79H244ZM255 80H254V79ZM25 79V80H24ZM177 79V80H176ZM187 81H185V80ZM188 79V80H187ZM210 79V78H209ZM207 80V81H205L204 83H202V81H201V84H203L202 86L204 87V94L207 96H205L206 98H207V101H209V102H207V104H205L206 102H204V105H205V107L207 106V105H209L211 102H210V99H208V98H214L215 97V95L214 94H217L214 90L217 88H215V87H213L212 85L214 84H212V82L213 81H215V79H210V80ZM249 79V80H248ZM24 80V81H23ZM117 80H119V79H117ZM170 80V81H169ZM216 80H217V78H216ZM219 80V79H218ZM224 80V77H223V79H222V81ZM231 80H233V82H230ZM31 81V82H30ZM163 81L162 80H158L157 82H159V85H162V86H164L165 87V85H164V83H163ZM178 81V83L180 84V82H181V87H179V84H175V82H177ZM234 81L236 82V83H234ZM243 81V82H242ZM30 83V85H28L29 83ZM117 82V81H116ZM162 84H161V83ZM196 82V81H195ZM220 82V81H219ZM227 82H229L230 84H228ZM242 82V83H241ZM57 82H55V83H53V85H52V87H50V86H48V87H50V90L47 88V86H46V88L48 89V90H46V89H44V90H46V91H48V92H46L45 94L46 95H44V92L43 93H41V94H43L44 96H45V98H46V96L48 95V93H49V91H50V93H52V92H55L56 91V88H57V84H56ZM118 83L119 82H117V85H118ZM167 83V84H166ZM182 83H183V85H182ZM185 83V84H184ZM189 83V82H188ZM206 83V84H205ZM216 83V82H215ZM218 83V82H217ZM221 83V82H220ZM233 83H234V85H233ZM244 83V84H243ZM31 84H32V86H31ZM159 85H158V87H156V89L158 88H160L159 87ZM175 85L177 86V87H175ZM223 84H221L220 86L221 87H223L222 86ZM249 85V86H248ZM251 85H252V87H251ZM195 86V85H194ZM227 86V87H228ZM232 86L230 85L229 87H231L232 88ZM234 86V87H235ZM255 86V87H254ZM29 87H31L32 89H34L35 88V90L37 91V92H39L38 94H37V92H34L33 91V94L35 95L36 94V96H33L32 97V99L31 100H29V99H27V98H30L33 94H32V90H31V88H29ZM34 87V88H33ZM163 87V88H164ZM169 87V88H170ZM179 87V88H178ZM8 88H10V89H8ZM11 88H12V90H11ZM30 90H29V89ZM44 88V87H43ZM162 87L160 88V89H163ZM182 88V89H181ZM230 88V89H231ZM238 88H240V87H238ZM6 89V90H5ZM53 89V90H52ZM118 89H119V87H118ZM118 89H116V90H118ZM195 89V87L193 88V90ZM233 89V88H232ZM236 89V87L234 88V90ZM5 90V91H4ZM8 90H10V91H8ZM43 90V91H44ZM55 90V91H54ZM120 91H121V88L119 89ZM118 90V91H119ZM163 90H166V89H163ZM181 90H183V92L185 91V93H183L184 94V96H183V94H182V96H181V93H182V91ZM217 90H218V88H217ZM237 90V89H236ZM3 91V92H2ZM156 90L154 89L153 90V92H155ZM181 91V93H179V92ZM238 91V90H237ZM240 91V90H239ZM28 92H31V93H28ZM103 92V91H102ZM100 93V96H101V94H102V96L104 95L105 96V94H103V93ZM188 94H187V93ZM5 93V94H4ZM27 93L30 95V97H29V95L28 96H26L27 95ZM117 93V92H116ZM118 93H120L119 95H121V93L122 92H118ZM178 93V94H177ZM212 93H214V94H212ZM4 94V95H3ZM41 94L39 95V96H41ZM211 94V95H210ZM42 95V96H43ZM109 95V93L107 94V96ZM168 95V94H167ZM166 95V96H167ZM44 96L42 97V104L41 105H43V106H41V108L42 107H44L45 108V110L46 111H48V112H50L49 110H50V108H51V112L50 113H48V112H45V110L43 111V110H41V114L39 115V117L40 116H42V118L40 119L39 117L37 118V120H39V121H37V120H35L34 122L31 120V124H26L29 120H27L26 118H24L23 116H22V118H21V120H20V118L18 117V116H15L16 118H14V117H10V116H7V119L9 120V118H10V120H9V123H5V125L2 123V121H4L5 119H6V117L5 118H3L2 116V119H1V117H0V133L2 132V133H4V131H5V133L8 135V137H9V135L10 136H12V137H10L11 138V140L14 142V144L11 142V143H9V144H11L14 148H12V146L10 145V146H8L9 144H7V152H10V155H11V153L12 154H17L16 153V151H18L19 150V153H20V155L22 156L21 157V159H20V156H19V154H18V159H19V162L17 161L18 159H16L15 157H12V156H10L9 158L8 157H2V155H3V153L1 154V152H0V170H3V171H0V178H1V176H3V175H1V173H5L6 171H8L9 170V167L12 169V171H14V176L16 177H12L13 179H11V181H9V183L8 184H6L5 186H4V190H2L3 188H1L0 189V210H4L5 212H8V213H4L6 216H7V214H9V216L8 217H10V218H8V217H6L7 219H9V220H7L8 222H6L5 221V217H3L4 219H2L1 217H0V264L2 263V264H13V262H14V260H8V257H7V250H9V247H10V243H12L11 241L13 240V239H17V238H15V237H17V235L19 236V234H21L23 231H25V229H21V228H24L23 227V223H22V221L21 222H19L20 221V218H21V215H22V213L24 212V210L26 211V213L29 215V217H30V220L31 221H28L29 223H31V224H29L28 225V227L30 226V225H32L31 226V233H30V231H28L29 233H25V235H27V237H29L28 239L29 240H31V238H32V241H34V242H37L38 240H40L41 238L42 239H44V244H42V247H43V249H44V251H43V249H41V252H40V250H37V254L38 255H40V253H42L43 252V254H41V255H46L47 254V251L48 252H52V251H54V252H57V253H59L60 255H62L63 254V250H61V249H63L62 248V246H61V243L59 242V240L58 241H56V239H54V238H47L46 237V234L45 233H38L37 234V232H40L39 230H41L40 228H39V226H41L42 228L43 227H45V228H47V226H48V224H50V223H48V222H51V223H56V221H58L59 220V218L61 217V216H63L64 214H66V212L67 211H69V208H70V206L69 205H71V204H74V202H75V200L77 201V199H78V201L80 200H82V201H84L85 200V202H80V203H82V204H85V203H88L89 201H91L89 204H85V205H90V206H92L93 207V205L95 204V207H97L98 206V208L100 209L101 207V209H100V211H101V215H100V221L99 222H101L102 224H103V226H104V224H105V226L106 227H108L109 226V228H111L110 230H112V228H113V233L115 232L116 234H118V233H120L121 232V234H122V231H123V236H124V233H125V236L126 237H128L129 236V238L132 236V235H134V232H135V238H134V236L133 237H131L132 239H137L136 237V233H138L137 232V229L135 228V227H137L138 228V224L140 223V224H142L144 221H143V216H145L144 215V213H143V210L144 209H146V207H147V205L149 206V207H151V205H154L155 203H158V202H156V200L155 199H157V201H159L158 199H159V197L157 198V196H159L158 194H159V192L162 190V186L160 185V183L159 182H157V181H154V179L152 178V175H151V177H149L148 175H150L149 173L151 172V169H150V167L151 166H149V168H148V165H150L148 162H146V160H144V158H141V148L140 147H138V146H133V147H130V149L128 150V149H126L127 151H125L123 148H121L120 147V141L119 140H117L118 138H116L115 136H112L111 134H110V132L108 133L107 132V130L108 129H106L105 128V119L107 118V119H109L111 116L110 115H112V114H119L120 113V116L118 115H113V117L114 118H117L118 117V119H120L121 120V118L120 117H123V112L121 113V110H119L118 112L117 111H115V113H105V112H103V111H101V110H98L97 108H94V107H92V108H90L89 110H87V115H90L89 117H91L92 118V115H93V117H95L96 118V120H95V122L97 121V119H99V121H97V123H95L94 121H93V123H91V119L89 120L90 121V123L91 124H88V125H86V127L88 126V129H91V130H85L86 129V127H84V128H82V129H84V132H87L86 134L83 132V137H86L85 135H87V139H86V141L88 140L89 141V143H88V147H89V144L91 145V147H90V149H92L93 147H95L96 149V151H97V155H95V157L97 156V158H99V161H100V163H101V167H103L102 168V170H98V169H96L94 166H92V163H91V159H90V157H89V159H88V154L86 153L85 155H87L86 157H84L83 159L84 160H86L85 162H84V164H83V167H85L86 168V171H85V180L84 181H86V182H84V184H82V189L79 191V188H78V190L76 189V192H75V190H74V192H72V191H69V193L70 194H68V191H65L64 192V190H60L59 192H57V194H55V195H53L52 193L53 192H51V187L53 186V184L55 183V182H59V181H57L58 179H60L59 178V176H60V166H62L60 163H61V159L62 158H70L73 154H74V146H73V144L75 143V145H77L78 143H79V141L78 140H80L79 138H78V140H77V142L75 141V136H77V134H75V136H74V134H72V133H75V131L77 130L76 128H75V125L77 124V122H79V121H75V119L76 120H78L77 118H78V115L77 114H74L73 112H72V108L68 111V109L66 110L67 112H65V113H61V114H63V116H64V118L65 119H63V116L62 115H60V113H59V111L57 112V107L58 106H56V108H55V105L53 106V105H50V102L47 104V105H49V107L48 106H44V104L46 103L45 101H46V99H44ZM103 96V97H104ZM112 96H114V95H112ZM115 96H117V94H115ZM114 96V97H115ZM177 96V97H176ZM259 96V97H258ZM65 98H66V96H65ZM108 98H112L113 99V97H110V95L108 96ZM115 98H118V97H115ZM166 98V97H165ZM186 98V99H185ZM25 99V100H24ZM102 99L104 100V98H100V104L102 105V104H104V103H102ZM109 99V100H110ZM168 99V98H167ZM26 101V100H29V101H26V102H24V101ZM105 100L106 101H108V99H106V97H105ZM105 100H104V102H105ZM186 102H185V101ZM206 100V99H205ZM177 101V102H176ZM182 101H184V102H182ZM188 101V102H187ZM2 102V103H1ZM19 102H21V103H19ZM108 102H110L111 104H112V101H108ZM108 102H105V104H108ZM109 103V105H111ZM209 103V104H208ZM262 103V104H261ZM30 104V103H29ZM53 104H55V102H53ZM58 104V103H57ZM28 105V104H27ZM26 105V106H27ZM46 105V104H45ZM59 105V104H58ZM108 105V106H109ZM3 106V107H2ZM22 106V105H21ZM52 106V107H51ZM203 106V105H202ZM53 107L55 108V110H53ZM204 107V108H205ZM44 108H42V109H44ZM210 107L209 106H207V109L204 111V109H203V107H202V109L203 110H201L202 112H205V114L203 113V116H205L206 117V115L208 114V111L211 109H209ZM7 109V110H6ZM95 109V111H92V110H94ZM174 110V111H173ZM208 110V111H207ZM3 113H2V112ZM5 111V112H4ZM53 111H55V113H57V114H53L52 112ZM89 111V112H88ZM92 111V112H91ZM98 111V112H97ZM101 111V112H100ZM16 112V111H15ZM72 113V115L74 116H72L71 114H68V113ZM100 112V113H99ZM201 112V113H202ZM2 113V114H1ZM14 113V112H13ZM46 113V114H45ZM48 113V114H47ZM52 113V114H51ZM66 113H67V115H66ZM162 114H163V112H161ZM44 114L46 115V116H44ZM59 114V115H58ZM98 114V115H97ZM100 114V115H99ZM165 114V113H164ZM163 114V115H164ZM8 115V114H7ZM13 115V114H12ZM55 115V116H54ZM56 115H58V117L56 116ZM68 115H69V117H68ZM71 115V116H70ZM77 115V116H76ZM94 115H97L98 117H96V116H94ZM109 117H108V116ZM126 114H124V116H125ZM170 115V116H169ZM195 115V116H194ZM14 116V115H13ZM44 116V117H43ZM52 117L53 116V118H50V117ZM59 116H60V119H59ZM66 116V117H65ZM75 116H76V118H75ZM101 116V117H100ZM107 116V117H106ZM117 116V117H116ZM18 117V118H17ZM54 117H56V118H54ZM106 117V118H105ZM94 118V119H95ZM103 119L104 118V120L102 121V120H100V119ZM196 118V119H195ZM56 119H58V120H56ZM74 119V120H73ZM93 119V118H92ZM93 119V120H94ZM123 119V118H122ZM16 120V121H15ZM124 120H125V117H124ZM17 123H15V122ZM23 121V122H22ZM101 121L102 122H104V125H103V123L101 124ZM107 121V120H106ZM123 121V120H122ZM19 122H20V124H19ZM33 122V123H32ZM190 122V123H189ZM193 123V126H191V124ZM28 123H30V122H28ZM35 123V124H34ZM36 123H38V125H36ZM75 123V124H74ZM175 123V124H174ZM195 123V124H194ZM201 123V122H200ZM35 126H34V125ZM4 125V126H3ZM28 125H30V126H28ZM33 125V126H32ZM69 125L70 126H72L73 128H75V130L73 129V128H71L70 129V127H69ZM74 125V126H73ZM89 125H93V126H91V128H90V126ZM194 125H195V127H194ZM260 125V124H259ZM95 126V127H94ZM179 126V127H178ZM7 127V128H6ZM62 128V129H61ZM94 128V129H93ZM95 128H96V130H95ZM260 128V127H259ZM10 129V130H9ZM81 129V128H80ZM79 129V130H80ZM263 129V128H262ZM7 130V131H6ZM93 130H94V132H93ZM199 130V129H198ZM13 131V132H12ZM72 131V132H71ZM74 131V132H73ZM80 131H83V130H80ZM90 131V132H89ZM157 131V133L158 134H156L155 135V137H159V138H163V132L162 131H158V130H156ZM10 132V133H9ZM21 132V133H20ZM56 132V133H55ZM96 132V133H95ZM16 133V134H15ZM42 133V135H44L45 134V137H46V139H48V141L47 142H50V146L52 145L53 146V148H52V146L50 147L49 146V151L51 152L52 151V153H51V156H50V158L48 159L47 157L46 158H43V156L41 155V152L40 151H42V150H40L41 149V145L39 146V144L37 143V145H38V147L36 146V142H35V140H36V138H35V136H40V134ZM12 134V135H11ZM20 134V135H19ZM69 134V135H68ZM108 134H109V136H111V137H109L108 136ZM14 135V136H13ZM73 135V136H72ZM81 135V136H82ZM20 136V137H19ZM81 136H79V137H81ZM73 137H74V139H73ZM95 137V138H94ZM113 137H115V139L113 138ZM164 137H166L165 135H164ZM241 137V136H240ZM13 138V139H12ZM22 138V139H21ZM70 138V139H69ZM24 139V140H23ZM50 139V140H49ZM71 139H73V141L74 142H72V140ZM77 139V138H76ZM85 139V138H84ZM51 140H52V142H51ZM70 140V141H69ZM170 140H171V138H169L168 139V141L170 142ZM37 141H38V139H37ZM83 140L81 139L80 140V144L81 143H83L82 142ZM119 141V142H118ZM240 141H241V143H244L245 141H244V136H242L241 137V139H240ZM39 142V141H38ZM56 143L55 145L54 144H52V143ZM115 142V143H114ZM119 144H118V143ZM155 142V140L153 141V143ZM17 143V144H16ZM70 143H72L71 145L73 146V149L71 150V145H69ZM171 143V142H170ZM79 145V144H78ZM102 146V150H101V146ZM17 146V147H16ZM59 146V147H58ZM93 146V147H92ZM100 147V149L98 148V147ZM158 146V147H157ZM10 147V148H9ZM32 147H34V149L35 148H37L38 149V151L37 150H33L32 149ZM40 147V148H39ZM76 147V146H75ZM137 147V148H136ZM154 148H158L159 149V147H161V146H159V144L157 145V143L156 144H154V146H153ZM50 148H51V150H50ZM60 148V149H59ZM12 149V150H11ZM15 149H18V150H16L15 151ZM53 149H55L56 150V152H55V150H53ZM118 149H121L120 151L118 150ZM138 149V150H137ZM10 150V151H9ZM40 150V151H39ZM117 150V151H116ZM123 150V151H122ZM165 150L167 151V147L165 148ZM1 151V150H0ZM6 151V150H5ZM33 151H35V153L37 154L38 153V155H37V158H40V160L38 161V162H36V158H35V154L33 155ZM59 151V152H58ZM99 151V152H98ZM101 151V152H100ZM122 151V152H121ZM33 152V153H32ZM63 152V153H62ZM71 152H72V155H71ZM92 152V150L90 151V153ZM120 152V153H119ZM139 152V153H138ZM168 152V151H167ZM56 153V154H55ZM67 153V154H66ZM89 153V152H88ZM124 153V154H123ZM132 153H134V154H132ZM9 154V153H8ZM28 154V155H27ZM40 154V155H39ZM55 154V155H54ZM58 154V155H57ZM64 154H66L65 156L66 157H64ZM96 154V153H95ZM25 155H27V156H25ZM68 155V156H67ZM106 155V156H105ZM121 155V156H120ZM125 155H127V156H125ZM137 157H136V156ZM33 156H34V158H33ZM55 156V157H54ZM57 156V157H56ZM70 156V157H69ZM84 156V155H83ZM116 156V157H115ZM134 156V157H133ZM12 157V158H11ZM28 159H27V158ZM52 157V158H51ZM123 157V158H122ZM129 158L130 157V159H131V157L132 158H135L136 157V160L135 161H137V159H138V166L141 168L140 169V172L142 171L143 173H141V174H143V176L145 175V173H147V170H148V172L149 173H147L146 175L148 176H144V178H145V185L146 186H144L145 187V189L144 188H139L138 187V184H136L137 186H136V191H138V192H136V195L133 197V198H131L130 200L128 199V203H129V205L130 206H132L133 207V209H134V211H135V213L133 214V215H135V216H130V214L128 215V216H126V211L128 210V207L127 206H129V205H127L128 203H127V201H126V209L123 207V206H125L124 205V202L125 201H123V204H121L122 202H121V199H120V197H121V195H119V188L121 187V188H124L125 190H127V187H128V184L130 185V178H131V176H130V174H128L129 173V171L127 170V168H126V166H127V161L128 160H124V158ZM57 158V159H56ZM72 158V157H71ZM93 158V157H92ZM88 159V160H87ZM178 159V158H177ZM181 158H179V160H180ZM26 160V161H25ZM90 160V161H89ZM107 160H108V164H107ZM133 160V159H132ZM14 161V162H13ZM18 162V163H16V162ZM102 161V162H101ZM125 161H126V163H125ZM140 161V162H139ZM27 162V163H26ZM144 162V163H143ZM146 162V163H145ZM230 162H232L233 163V161H231V160H227V162L226 163H230ZM23 163V164H22ZM91 163V164H90ZM103 163V164H102ZM104 163L106 164V166L104 165ZM139 163H142V165H139ZM201 163H202V165H197V166H195V168H192L193 169V174L195 173L196 174V176H197V178L198 177H201V178H203V176H204V174L205 173H207V171L206 170H203V169H205V168H207V169H211V167H212V173H214V178L215 179H223V177L225 178L226 176H224L223 174H225V173H227L228 174V169H229V167H227V164H224L225 166H226V168H224V166H222L217 160H215V159H213V158H210L209 156H207V157H205V158H202V160H201ZM218 163V164H217ZM48 164V165H47ZM118 164V165H117ZM220 164V165H219ZM25 166V167H24ZM106 168H105V167ZM110 166V167H109ZM145 166H146V170H145ZM199 166V167H198ZM215 166V167H214ZM90 167H93L94 168V170L92 169V168H90ZM222 167V169H220V168ZM231 167H234V166H231ZM230 167V168H231ZM49 168V169H48ZM143 168V169H142ZM224 168V169H223ZM8 169V170H7ZM10 169V170H11ZM92 169V170H91ZM121 169V170H120ZM192 169H191V171H192ZM215 169V170H214ZM220 169V170H219ZM5 170V171H4ZM60 170V171H59ZM99 172H98V171ZM109 170V171H108ZM115 170V171H114ZM202 170V171H201ZM59 171V172H58ZM88 171H90V173L88 172ZM97 171V172H96ZM103 171V172H102ZM111 171V172H110ZM199 171V172H198ZM201 171V172H200ZM206 171V172H205ZM214 171V172H213ZM217 171V172H216ZM227 171V172H226ZM87 172V173H86ZM114 174H113V173ZM230 172V171H229ZM17 173V174H16ZM108 173H110V174H108ZM204 173V174H203ZM216 173V174H215ZM219 173L221 174V175H219ZM252 174V171L250 170L249 172H248V176H250L251 174ZM57 174V175H56ZM88 174V176H86ZM90 174V175H89ZM194 174V175H195ZM199 174V175H198ZM226 175V174H225ZM206 176V175H205ZM217 176V177H216ZM218 176H221V177H218ZM91 177V178H90ZM146 177H147V179H148V181H147V179H146ZM3 178V177H2ZM46 178V179H45ZM58 178V179H57ZM89 178V179H88ZM123 178V179H122ZM150 178V179H149ZM151 178H152V180H151ZM57 179V180H56ZM87 179V180H86ZM45 180V181H44ZM135 180L137 181V179H134V182H135ZM44 181V182H43ZM89 181V182H88ZM129 181V182H128ZM133 181V180H132ZM152 181H154V182H152ZM10 182H11V186L9 185L10 184ZM42 182H43V184H42ZM127 182V183H126ZM150 182V183H149ZM13 183V184H12ZM45 183H48L47 185L45 184ZM114 183V184H113ZM191 183V182H190ZM45 184V185H44ZM189 184V183H188ZM10 186V188L9 187H7V186ZM43 185L44 186H46V187H43ZM51 185V187L49 188V186ZM88 186V188H87V186ZM116 185V186H115ZM126 185V186H125ZM147 185H150L151 186V188L149 187V186H147ZM160 185V186H159ZM40 186H42L41 187V190H40V192H39V194L38 193H35L34 192V190H36V189H40ZM2 187V186H1ZM15 187V188H14ZM58 187V186H57ZM56 187V188H57ZM83 187H85V188H83ZM149 187V188H148ZM179 187V186H178ZM15 190H14V189ZM129 188V187H128ZM139 188V189H138ZM7 189V190H6ZM44 189V190H43ZM48 189V190H47ZM83 189H85V190H83ZM88 189V192L86 191ZM161 189V190H160ZM19 192H18V191ZM54 190V189H53ZM164 190V189H163ZM163 190L161 191V193L163 192ZM15 191H17L16 193H15ZM23 191V192H22ZM6 192V193H5ZM12 192V193H11ZM49 192H51V193H49ZM56 192V191H55ZM217 193H218V191H216ZM4 193V194H3ZM24 193L26 194V195H24ZM31 193V194H30ZM19 194V195H18ZM24 197H20L21 195ZM30 194V195H29ZM44 194V195H43ZM81 194V195H80ZM220 194V196H222L221 194L222 193H219ZM224 194V193H223ZM51 195V196H50ZM77 195H78V197H77ZM87 195V196H86ZM92 195H94V196H92ZM130 195V194H129ZM27 196H28V198H27ZM39 196V197H38ZM55 198H54V197ZM91 196L93 197V199L91 198ZM21 198V199H19V198ZM33 197L35 198L33 201H30V200H32L33 199ZM91 199H90V198ZM136 197V198H135ZM145 199H144V198ZM223 197V196H222ZM221 197V198H222ZM23 198V199H22ZM27 198V199H26ZM52 198V199H51ZM65 198V199H64ZM80 198V199H79ZM84 198V199H83ZM37 199V200H36ZM48 199H50V200H48ZM86 199H88L87 201H86ZM90 199V200H89ZM94 199H96V200H94ZM127 199V198H126ZM25 200H27V202L25 201ZM29 200V201H28ZM42 200V201H41ZM43 200H45V201H43ZM64 200V201H63ZM74 200V201H73ZM94 200V201H93ZM142 200V201H141ZM145 202H144V201ZM186 200V199H185ZM22 201V202H21ZM48 201V202H47ZM95 201L97 202V204L95 203ZM188 201V202H187ZM24 202V203H23ZM34 204H36L38 207H36L35 206V204L33 205L32 203ZM92 202H94L93 204H92ZM141 202V203H140ZM155 202V203H154ZM190 202V200H188V198H187V200H186V203H189ZM29 203V204H28ZM47 203V204H46ZM116 203V204H115ZM144 203H146L145 205H144ZM140 206H139V205ZM142 204V205H141ZM150 204V205H149ZM184 204H185V202H184ZM64 205V206H63ZM101 207H100V206ZM157 205V204H156ZM21 206V207H20ZM23 206V207H22ZM26 206V207H25ZM33 206H35V207H33ZM53 206V207H52ZM45 207V208H44ZM91 207V208H92ZM123 207V208H122ZM140 207H142V208H140ZM145 207V208H144ZM153 207H156L155 205L153 206ZM2 208V209H1ZM29 208H31V209H29ZM139 208V209H138ZM22 209V210H21ZM24 209V210H23ZM46 209H47V211H46ZM66 209H68V210H66ZM98 209V210H99ZM124 209V210H123ZM32 210V211H31ZM96 210V209H95ZM126 210V211H125ZM3 211V212H4ZM23 211V212H22ZM103 211V212H102ZM109 211V212H108ZM122 211V212H121ZM138 213H137V212ZM142 211V212H141ZM146 211V210H145ZM29 212H31V213H29ZM141 212V213H140ZM33 213V214H32ZM124 213V214H123ZM37 216H35V215ZM38 214V215H37ZM55 214V215H54ZM109 214V215H108ZM32 215H33V217H32ZM116 215V216H115ZM49 216H50V218H49ZM59 216V217H58ZM107 216V217H106ZM123 216V217H122ZM126 216V217H125ZM130 216V217H129ZM58 217V218H57ZM122 217V218H121ZM129 217V218H128ZM135 217H136V219H135ZM261 217H263V218H261ZM260 221L262 220V223L264 222V216L262 215V216H260ZM112 219V220H111ZM130 219V220H129ZM145 219V218H144ZM98 220H99V217H98ZM107 220V221H106ZM114 220H115V222H114ZM117 220H119V221H117ZM48 221V222H47ZM53 221V222H52ZM91 221H93V223L92 224H90L89 226L88 225H86V226H88V227H91V229H87L88 231H85V233L84 234H82V236L84 235V237H82V238H84L86 241H84L83 239V241H84V243H85V245H84V243L82 244V245H75V249H74V252H75V257L77 258L76 259V263L77 264H100L99 262H101L102 264H116V262H117V258H116V255H114L115 253L113 252V250H110V249H108L107 250V246L105 245V248H106V250L108 251L107 253H109V255H108V257L107 258H109V259H104V263H103V261L100 259L101 257H102V254H101V252L99 251V249H97V252H96V247L95 248H93V245L91 246L90 244H88V243H91L92 241L91 240H93V238L94 237H101V234H99V235H93V234H96L97 232H99V228H97V226H96V229H94V227H95V225L93 226V224H95V219L94 220H91ZM142 221V222H141ZM33 222V223H32ZM112 222V223H111ZM19 223V224H18ZM101 223H100V225H101ZM116 223H118V224H116ZM136 223V224H135ZM261 223V222H260ZM21 224V225H20ZM36 224V225H35ZM111 224V225H110ZM112 224H114L113 226H112ZM139 224V225H140ZM264 224V223H263ZM35 225V226H34ZM16 226H18V228L16 227ZM34 226V227H33ZM85 226V227H86ZM16 229L17 228V230H15L14 228ZM21 227V228H20ZM33 227V228H32ZM85 227L83 228V231L85 230ZM121 227V228H120ZM87 228V227H86ZM116 228V229H115ZM118 228V229H117ZM21 229V230H20ZM20 230V231H19ZM38 230V231H37ZM101 230V229H100ZM136 230V231H135ZM33 231V232H32ZM95 231V232H94ZM120 231V232H119ZM130 231H131V234L129 235L128 234V232L130 233ZM20 232V233H19ZM126 232H127V234H126ZM8 233V234H7ZM13 233V234H12ZM14 233H16L15 235H14ZM90 233V234H89ZM100 233V232H99ZM35 236H34V235ZM42 234V235H41ZM44 234V235H43ZM54 234V233H53ZM115 234V235H116ZM139 234V233H138ZM137 234V235H138ZM14 235V237H13V239L11 240V241H7L8 239L10 240V237L12 238V236ZM32 235V236H31ZM55 235V234H54ZM38 236V237H37ZM42 236V237H41ZM45 236V237H44ZM93 236V238L91 239V237ZM140 236H141V234H139L138 235V237L140 238ZM177 236H179V240H177V241H179V243L182 245V246H180L181 248L183 247L184 249H182L183 251H185V252H183V251H181L180 250V253L181 254H178V256H176V257H174L171 261H173V263H169V264H178V261H179V264L181 263V264H187V261L189 262V260H188V257L190 256H192V260H193V262L194 261H196L198 258H199V253L198 252H190V255H188L189 254V252L187 253V250H186V245H187V240L185 239V237L184 236H182V235H180V234H177ZM9 237V238H8ZM180 237H181V239H180ZM46 238V239H45ZM102 238V237H101ZM91 239V240H90ZM184 239V240H183ZM239 239H241V238H239ZM27 240V239H26ZM90 240V241H89ZM242 240H243V242H242ZM28 241V240H27ZM31 241V242H32ZM240 242H242L241 244L243 245V246H247V242L245 241V239H243V236H242V239L241 240H239ZM29 243L28 244H30V241H28ZM34 242L33 243H31L30 245H31V247H32V249H33V245H35L34 244ZM185 242V243H184ZM237 242V241H236ZM87 243V244H86ZM93 243V242H92ZM138 243V244H137ZM136 244L138 245V246H140V250L142 251V247L143 246H145L144 244H143V242H142V247H141V241H140V243L139 242H137ZM9 245V246H7V245ZM184 244V245H183ZM238 244V243H237ZM88 245H90L91 246V248L94 250H91L90 249V251L92 252H90L92 255H95V257H93V259H88V258H92L91 257V255H90V257H88L87 256V258H86V253L84 254L85 255V257L83 256V251L81 252V250L84 248V247H87L88 248ZM164 245V244H163ZM84 246V247H83ZM59 247V248H58ZM60 247H61V249H60ZM83 247V248H82ZM49 248H51V249H49ZM147 248V247H146ZM146 248H144L143 247V249H144V251L146 250V252L147 253H145V254H147V256H148V259L150 258V256H152V259H153V257H154V255L152 254V253H150L151 251L149 250V249H146ZM7 249V250H6ZM81 249V250H80ZM47 250V251H46ZM50 250H52V251H50ZM7 251V252H6ZM112 253H114V254H111V252ZM115 251V250H114ZM73 252V251H72ZM73 252V253H74ZM94 252H96V253H94ZM7 253V254H6ZM82 253V254H81ZM196 253V254H195ZM129 254V256H131L132 254L131 253H128ZM128 254H127V257L124 259V260H126V261H128L129 263L128 264H136V263H134V262H132V260H133V257L131 258H129L128 259ZM195 254V255H194ZM40 255V257H42ZM78 255V256H77ZM150 255V256H149ZM7 258H6V257ZM96 256H99V257H96ZM111 256V257H110ZM185 256V257H184ZM2 257V258H1ZM44 257V256H43ZM115 257V258H114ZM178 257H179V259H178ZM184 257V258H183ZM200 257H201V255H200ZM175 258H176V260L178 259V261H176L177 263H175ZM239 258V257H238ZM238 258H236V260L237 261H239V259ZM44 259H45V257H44ZM79 259V260H78ZM131 259V260H130ZM182 259V260H181ZM6 260V261H5ZM42 260H43V258H42ZM78 260V261H77ZM115 260V261H114ZM123 260V261H124ZM130 260V261H129ZM149 260H151V258L149 259ZM154 260H162V257L161 256H157L156 258L154 257ZM153 260V261H154ZM200 260V258L198 259V261ZM8 261V262H7ZM97 261H99V262H97ZM126 261H124L123 263H126ZM134 261V260H133ZM153 261H151V262H153ZM184 261V262H183ZM198 261H197V263H198ZM10 262V263H9ZM18 261H15L14 263L16 264ZM44 262V261H43ZM66 264H70V262H65ZM122 263V264H123ZM196 263V262H195ZM18 264V263H17ZM72 264V263H71ZM167 264V263H166Z\"/></svg>",
	"mask_w": 264,
	"mask_h": 264
}]
</instances>
